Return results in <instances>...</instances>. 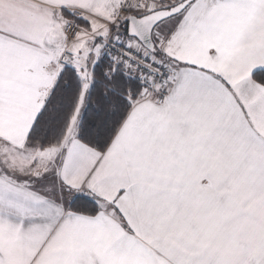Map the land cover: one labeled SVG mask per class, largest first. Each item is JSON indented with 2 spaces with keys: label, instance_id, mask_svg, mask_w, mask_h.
I'll use <instances>...</instances> for the list:
<instances>
[{
  "label": "snow or ice",
  "instance_id": "snow-or-ice-1",
  "mask_svg": "<svg viewBox=\"0 0 264 264\" xmlns=\"http://www.w3.org/2000/svg\"><path fill=\"white\" fill-rule=\"evenodd\" d=\"M0 264H264V0H0Z\"/></svg>",
  "mask_w": 264,
  "mask_h": 264
}]
</instances>
